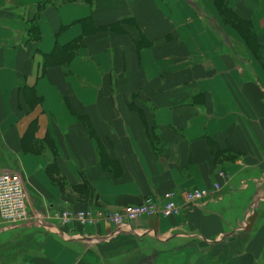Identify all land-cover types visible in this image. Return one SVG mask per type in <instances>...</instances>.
Here are the masks:
<instances>
[{
	"label": "crops",
	"instance_id": "crops-1",
	"mask_svg": "<svg viewBox=\"0 0 264 264\" xmlns=\"http://www.w3.org/2000/svg\"><path fill=\"white\" fill-rule=\"evenodd\" d=\"M3 170L40 213L221 190L121 228L0 223V264H264V0H0Z\"/></svg>",
	"mask_w": 264,
	"mask_h": 264
},
{
	"label": "built area",
	"instance_id": "built-area-1",
	"mask_svg": "<svg viewBox=\"0 0 264 264\" xmlns=\"http://www.w3.org/2000/svg\"><path fill=\"white\" fill-rule=\"evenodd\" d=\"M217 175L223 179L230 177L224 170H218ZM241 185L245 186V182L242 181ZM220 190L221 183L216 180L209 187H191L181 192L168 190L163 192L160 197L152 194L146 195L139 202L118 209L59 208L40 213L28 210L24 183L20 174L12 170H3L0 171V223L8 226L27 223L33 227H44L47 219H50L58 225L56 231L59 233V229L62 227H85L100 222L110 223L121 228L142 216L178 215L182 212L185 204V206L193 205ZM62 234L68 237L78 235L73 233V229L70 228Z\"/></svg>",
	"mask_w": 264,
	"mask_h": 264
},
{
	"label": "trees",
	"instance_id": "trees-1",
	"mask_svg": "<svg viewBox=\"0 0 264 264\" xmlns=\"http://www.w3.org/2000/svg\"><path fill=\"white\" fill-rule=\"evenodd\" d=\"M49 1L53 4H59V3L64 2V1H71V2L79 1V2H85V3H92L96 0H49Z\"/></svg>",
	"mask_w": 264,
	"mask_h": 264
}]
</instances>
